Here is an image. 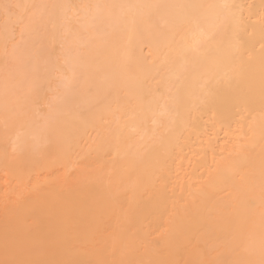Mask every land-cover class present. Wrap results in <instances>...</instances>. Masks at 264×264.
Wrapping results in <instances>:
<instances>
[{"label": "bare ground", "instance_id": "bare-ground-1", "mask_svg": "<svg viewBox=\"0 0 264 264\" xmlns=\"http://www.w3.org/2000/svg\"><path fill=\"white\" fill-rule=\"evenodd\" d=\"M0 264H264V0H0Z\"/></svg>", "mask_w": 264, "mask_h": 264}, {"label": "rangeland", "instance_id": "rangeland-1", "mask_svg": "<svg viewBox=\"0 0 264 264\" xmlns=\"http://www.w3.org/2000/svg\"><path fill=\"white\" fill-rule=\"evenodd\" d=\"M24 52H25V51H24ZM21 54H23V52H22ZM29 57H31V56H29ZM27 60H29V59H27Z\"/></svg>", "mask_w": 264, "mask_h": 264}]
</instances>
